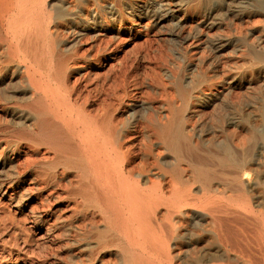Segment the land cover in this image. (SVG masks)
I'll use <instances>...</instances> for the list:
<instances>
[{
    "label": "bare ground",
    "instance_id": "1",
    "mask_svg": "<svg viewBox=\"0 0 264 264\" xmlns=\"http://www.w3.org/2000/svg\"><path fill=\"white\" fill-rule=\"evenodd\" d=\"M46 1L0 0V112L24 125L11 131L24 157L15 179L51 208L55 230L64 220L72 264H264V93L241 90L239 65L228 80L176 75L145 91L120 47L91 58L62 46ZM192 1L207 17L236 11ZM238 2L264 15V0ZM260 44L242 53L264 82Z\"/></svg>",
    "mask_w": 264,
    "mask_h": 264
},
{
    "label": "rangeland",
    "instance_id": "2",
    "mask_svg": "<svg viewBox=\"0 0 264 264\" xmlns=\"http://www.w3.org/2000/svg\"><path fill=\"white\" fill-rule=\"evenodd\" d=\"M170 1L47 0L45 6L47 12L65 25L64 30L58 33L64 41L62 46L84 50L91 58L100 56L104 50L102 48L120 47L121 53L125 54L121 65L125 69L126 78L128 76V80L145 82V91L154 89L152 83L157 85L161 82L166 84L168 90L176 75L184 81L202 75L228 80L233 74L232 67L239 65L240 75L250 81L249 87L241 90L264 93L260 72L256 67L250 66L251 60L242 53L247 44L259 45L261 42L260 45L263 43V46L259 47L264 48V15L254 16L252 19L253 15L247 12V8H239V0L232 3L234 7L231 8H236L234 14L219 12L210 17H207L204 8L196 7L192 0ZM219 40H227L229 44L220 50L215 49L216 43L221 42ZM24 102L17 100L18 104ZM18 118L0 112V199L5 201L4 197L11 198V202H6L0 213V264H72L76 262V252L74 248L65 246L67 232L64 220L58 223L59 227L55 230L50 215L51 208L37 201L26 180L15 179V160L20 155L19 160L24 159L19 151L10 148L11 140H16L11 133L24 126L20 125ZM8 181H13V184L10 183L12 188H7ZM14 224L19 230L16 234L12 232ZM10 228L12 229L9 230Z\"/></svg>",
    "mask_w": 264,
    "mask_h": 264
}]
</instances>
